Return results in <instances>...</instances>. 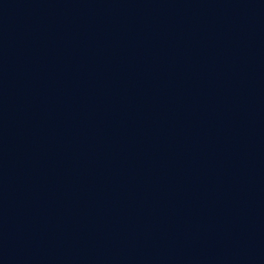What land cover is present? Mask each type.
<instances>
[{"label":"water","instance_id":"water-1","mask_svg":"<svg viewBox=\"0 0 264 264\" xmlns=\"http://www.w3.org/2000/svg\"><path fill=\"white\" fill-rule=\"evenodd\" d=\"M0 264H264V0H0Z\"/></svg>","mask_w":264,"mask_h":264}]
</instances>
